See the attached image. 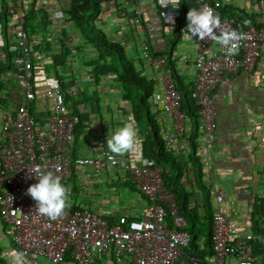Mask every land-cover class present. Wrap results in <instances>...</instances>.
I'll return each instance as SVG.
<instances>
[{
	"label": "built area",
	"instance_id": "1",
	"mask_svg": "<svg viewBox=\"0 0 264 264\" xmlns=\"http://www.w3.org/2000/svg\"><path fill=\"white\" fill-rule=\"evenodd\" d=\"M189 1L193 8L200 9L205 4L212 8L221 17L223 30L246 34L239 41L235 55L210 39L191 38L196 54L192 63V86L187 92L198 107L200 138L208 144L217 121L211 94L227 77L243 73L248 79H254L256 62L264 52V28L222 15L220 0ZM6 12L14 19L9 24L12 36L6 47L12 55L13 71L3 77L10 83L9 92L0 93V223L13 250L24 252L29 264H39L40 259L49 264H65L66 259L71 264H93L104 256L112 257L116 263L124 258L131 264H177L180 259L193 262L184 253L189 243L186 222L177 212L173 195L163 186L159 167L150 166L141 155L135 160L130 153L110 161L103 141L102 144L99 141L95 155L71 159L69 149L79 117L65 103V93L70 96L81 93V87L76 85L79 80L71 78L68 61L57 69L66 78L64 89L52 74L47 75L46 64L36 50L37 41L34 43L24 31L17 7L9 5ZM65 44L70 49L74 46L72 40ZM141 54L158 70L150 108L151 112L159 110V119L167 120L161 132L164 150L179 156L175 150L186 132L187 122L179 111L176 84L170 70L165 68L163 57L150 56L146 45H142ZM92 105L87 102L80 107L90 110ZM137 144L141 150V143ZM87 160L91 163H77ZM36 165L60 176L64 185L74 170H86L94 176L117 174L118 179L127 178L135 186L144 205L137 218L117 215L111 224L99 213L86 209L72 212L65 209L61 217L49 219L36 212V202L26 195L27 188L38 182L35 174H31ZM68 188L70 196L72 189ZM210 206L212 255L209 264H264V253L254 256L251 251L250 235L232 237L221 189L211 194Z\"/></svg>",
	"mask_w": 264,
	"mask_h": 264
},
{
	"label": "crops",
	"instance_id": "2",
	"mask_svg": "<svg viewBox=\"0 0 264 264\" xmlns=\"http://www.w3.org/2000/svg\"><path fill=\"white\" fill-rule=\"evenodd\" d=\"M5 1L7 6L13 0ZM70 0H15L17 15L20 16L33 5L35 11H40L45 23V34H36L30 38L38 44L37 51L43 64H48L51 55H58L60 39L72 40L69 34L70 23L63 15ZM225 15L236 17L242 21L264 28V0H220ZM183 6V7H182ZM193 4L189 0H105L101 5V12L96 20V26L108 38L119 41L124 47L127 57L135 62L136 70L142 76L155 82L158 70L149 64L141 54L142 45L153 51H162L167 48L175 37L172 59L177 74L180 76L181 87L189 91L192 86L194 69L192 66L196 51L190 38L184 33L185 26L176 34L177 18L183 10L189 11ZM222 14V13H221ZM169 16L172 20L169 21ZM41 18V17H39ZM14 19L9 17V23ZM1 32V30H0ZM11 27L7 30V37L11 39ZM74 43V41H73ZM2 40L0 37V46ZM66 45V44H65ZM44 51H42V50ZM141 54V55H140ZM93 57L91 50L80 53H71L68 62L71 64V78L79 80L76 85L83 89L90 86L91 94L99 97L97 107L91 109L80 107V114L89 118V127L79 137L76 147V157H90L96 154L99 141L107 147V139L124 124H131L137 132V142L141 137L130 119V109L127 103L118 97V89L113 84V75L98 76L96 82L92 76L88 61ZM72 62V63H71ZM216 111V130L208 144L198 140V155L202 164L205 183L212 194L218 189L224 192L225 217L230 225L232 237L250 235V248L254 256L264 253V52L258 58L254 68V79L239 73L235 77H227L220 81L211 94ZM151 112V108H150ZM157 112V114H156ZM159 110L156 122L160 133L166 128L167 120L159 119ZM102 139V140H99ZM103 141V142H101ZM71 145V144H70ZM71 156V147H70ZM175 152L183 159H187L188 150L184 136L176 146ZM131 158L140 159L139 146L136 143L135 151L129 152ZM129 156V155H128ZM187 174L190 175V165H187ZM78 177V183L70 180ZM116 175L94 176L89 171H73L65 186L72 189L68 196V206H78L90 212L99 213L103 218L115 220L117 215L138 217L144 200L137 189L129 188L127 178L118 179ZM106 185L113 195L104 198L105 191L100 187ZM79 186L87 187L88 192L79 191ZM187 191H193L191 206L197 205L198 213L202 209L198 205L200 197L192 181L184 183ZM88 193V194H87ZM115 194V195H114ZM77 197V198H76ZM211 198V196H210ZM89 200V202L87 201ZM13 246L7 237L5 227L0 229V257L4 264H11ZM190 261L180 259L177 264H189ZM209 263V259H208ZM65 264H71L66 259ZM93 264H131L124 258L116 263L112 257L104 256Z\"/></svg>",
	"mask_w": 264,
	"mask_h": 264
},
{
	"label": "trees",
	"instance_id": "3",
	"mask_svg": "<svg viewBox=\"0 0 264 264\" xmlns=\"http://www.w3.org/2000/svg\"><path fill=\"white\" fill-rule=\"evenodd\" d=\"M104 2L105 0L69 1V5L63 11V15L70 23L69 34L74 41V46L70 49L63 44L62 41L67 38L66 35H63L59 40L60 51L58 55L48 56L49 61L44 68V72L47 75L52 74L60 84V87L64 89V80L66 78L57 73L58 67H64V62L69 60L71 53L91 50L93 57L89 59L87 68L91 69L94 81L96 82L95 79L98 76L101 77V75H113L112 81L118 89V97L129 106L130 119L141 137V158L148 161L150 166H157L161 169L160 177L163 186L173 195L177 212L186 222L185 231L189 236V243L188 247L184 249V253L193 260L189 264H209L208 259L212 255L211 193L210 188L205 183L202 164L198 155V140L200 138L198 107L190 93L181 87V78L175 70L172 59V50L176 44L177 37L170 41L166 49L153 51L149 48L148 52L152 57L160 56L164 58L165 68L170 70L171 77L180 95L179 111L184 115L187 122L184 139L189 154L186 160H181L174 153H166L164 150V142L159 125L150 112L153 81L146 79L140 71L136 70L133 61L127 57L125 49L119 41L111 40L96 26L95 22L100 15L101 5ZM12 3L15 4V0ZM6 9L7 3L2 1L0 3V37L2 40L0 46V93L5 95L9 92L10 83L3 77L6 73L13 71L12 55L6 51L9 43L7 30L10 27ZM225 10V8H221L222 15L226 14ZM187 12L183 10L177 18L178 28L175 31L176 34L180 33L185 26ZM41 14L40 11L34 10L32 4L20 14L19 20L22 21L24 31L28 37L36 34L43 36L45 34V23L41 22L43 18ZM88 89H90V86L84 87L81 93L75 96L65 93V103L71 105L73 113L79 117V121L73 130L70 145L71 159L76 156L75 152L80 135L89 127V118L84 114H79L77 107L87 102H91L97 107L100 100L95 94H91V90L88 91ZM187 165H190V175L187 174ZM190 181L193 182L200 197L198 205L202 209L201 215L198 213L196 204L194 206L190 205L193 191H187L184 186L185 182L189 184ZM128 185L129 188H134V185L130 182H128ZM66 210L72 212L79 210V208L73 205L67 207ZM106 220L110 224L112 223L111 219L108 218ZM0 264H4L1 257Z\"/></svg>",
	"mask_w": 264,
	"mask_h": 264
},
{
	"label": "clouds",
	"instance_id": "4",
	"mask_svg": "<svg viewBox=\"0 0 264 264\" xmlns=\"http://www.w3.org/2000/svg\"><path fill=\"white\" fill-rule=\"evenodd\" d=\"M169 21L172 17L169 16ZM188 21L185 34L188 38L198 37L199 40L210 39L216 44L227 48L229 54L235 55L238 52L239 41L245 39L246 34L236 30H223L221 17L208 5L200 9L190 8L187 12ZM218 31V34H217ZM137 143V132L131 124H124L107 139V149L110 153L109 160L114 161L115 156L135 151ZM91 163L90 160L78 161ZM37 183L27 188L26 195L36 202V212L41 216L55 220L61 217L68 206L70 189L61 183V177L51 171L36 165L31 169ZM11 264H29L26 254L21 251L11 252Z\"/></svg>",
	"mask_w": 264,
	"mask_h": 264
},
{
	"label": "rangeland",
	"instance_id": "5",
	"mask_svg": "<svg viewBox=\"0 0 264 264\" xmlns=\"http://www.w3.org/2000/svg\"><path fill=\"white\" fill-rule=\"evenodd\" d=\"M141 55V54H140ZM134 63V65H135V68H136V64H135V62H133ZM58 74H61L59 71H58ZM91 89H88V91H90ZM78 178V177H77ZM77 178L74 176L71 180H70V183H74V184H76V183H78V180H79V178H78V180H77ZM102 190H104L106 193H105V195H104V198H109V197H112V195H113V191L112 190H108V188H110L111 189V187H106V185H104V186H101L100 187ZM80 190H82V192H88V190H87V187H85V186H83L82 188L79 186V191ZM88 194V193H87ZM115 195V194H114ZM77 198V197H76ZM88 202H89V200H87ZM2 228V224L0 223V229ZM39 264H49L48 262H46L44 259H40L39 260Z\"/></svg>",
	"mask_w": 264,
	"mask_h": 264
}]
</instances>
